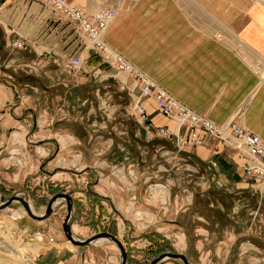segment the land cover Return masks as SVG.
I'll return each mask as SVG.
<instances>
[{
	"label": "rangeland",
	"instance_id": "rangeland-1",
	"mask_svg": "<svg viewBox=\"0 0 264 264\" xmlns=\"http://www.w3.org/2000/svg\"><path fill=\"white\" fill-rule=\"evenodd\" d=\"M111 8L116 15L117 7L100 9ZM24 47L9 46L0 25V84L25 88L0 108V204L16 195L42 215L52 196L67 194L74 238L115 236L125 264H150L167 252L189 264H264V197L236 166L248 189H232L216 162L198 164L176 135H157L167 128L149 131L147 115L133 110L116 81L69 77L61 61L49 64L56 75L46 81ZM98 60L87 65L99 68ZM9 206L0 210V264L120 263L107 240L67 242L64 200L43 221L18 202Z\"/></svg>",
	"mask_w": 264,
	"mask_h": 264
},
{
	"label": "crops",
	"instance_id": "crops-1",
	"mask_svg": "<svg viewBox=\"0 0 264 264\" xmlns=\"http://www.w3.org/2000/svg\"><path fill=\"white\" fill-rule=\"evenodd\" d=\"M72 1L89 14L107 5L117 7L104 35L115 52L193 112L216 125L235 116L264 139V0ZM0 25L8 42L24 44L36 60L37 75L46 81L56 75L49 64L68 56L97 63L73 25L43 0H4ZM257 63L259 70L254 68ZM24 90L0 84V108ZM143 107L150 130L167 128L187 135L159 114L152 100ZM233 152L218 139L206 137L186 153L198 164L216 162L230 175L232 189H248V180H239L235 173Z\"/></svg>",
	"mask_w": 264,
	"mask_h": 264
},
{
	"label": "built area",
	"instance_id": "built-area-1",
	"mask_svg": "<svg viewBox=\"0 0 264 264\" xmlns=\"http://www.w3.org/2000/svg\"><path fill=\"white\" fill-rule=\"evenodd\" d=\"M51 3L55 12L65 17L75 29L84 44L99 62V68H90L87 61L80 57L68 56L61 61L63 72L75 78L87 75L99 82L114 80L120 88L126 90L131 99L132 108L144 118L146 113L143 101L152 100L156 111L177 123L178 130L184 128L187 135L173 134L170 130L160 129L157 135H173L177 144L190 149L203 143L206 137L218 139L223 145L235 150L236 168L240 174L254 183L255 190L264 197V139L244 128L237 119L223 125H216L207 116L197 114L176 101L157 84L137 70L125 58L115 52L104 40L103 35L115 10L98 9L94 14L75 4L72 0H43ZM14 42V41H12ZM8 42L9 46L22 47L23 43ZM12 43V44H11ZM114 73H113V72ZM91 73V74H90ZM124 77V80L122 79ZM80 78V77H79ZM147 129L149 131L150 127Z\"/></svg>",
	"mask_w": 264,
	"mask_h": 264
},
{
	"label": "water",
	"instance_id": "water-1",
	"mask_svg": "<svg viewBox=\"0 0 264 264\" xmlns=\"http://www.w3.org/2000/svg\"><path fill=\"white\" fill-rule=\"evenodd\" d=\"M62 200H64L66 204V214H65L63 225H62V229H63V233L67 241L74 246L85 247V246L93 244L94 242L100 239L107 240L113 243L118 248L119 253H120V263L119 264H125L126 263V251L122 243H120V241L115 236L109 233L102 232V233H98L83 241H79L74 238V236L72 235L71 226H70V220L72 217V209H73V200L67 194L59 193V194H55L54 196H52L47 206L45 207V211L42 215H36L34 212H32L28 201L24 198H19L16 195L11 196L9 199L5 201H2V203L0 204V210L8 207L13 202H18L22 205L23 208H25L27 215L31 219L41 221V220L47 219L53 213L55 203L58 201H62ZM167 260H179L181 261L182 264H189L186 257L183 254L171 253V252H167V253L162 254L161 256H158L150 264H161Z\"/></svg>",
	"mask_w": 264,
	"mask_h": 264
},
{
	"label": "bare ground",
	"instance_id": "bare-ground-1",
	"mask_svg": "<svg viewBox=\"0 0 264 264\" xmlns=\"http://www.w3.org/2000/svg\"><path fill=\"white\" fill-rule=\"evenodd\" d=\"M50 4H51V3H50ZM72 4H74L73 1H72ZM76 5H77V4H76ZM86 13H87V12H86ZM95 13H96V12H95ZM95 13H94V14H95ZM92 14H93V13H92ZM60 16H61V15H60ZM60 16H59V17H60ZM61 18H62V17H61ZM63 18H64V17H63ZM65 19H66V18H65ZM106 30H107V29H106ZM106 30H105V32H106ZM105 32H104V35L106 34ZM104 35H103V40L105 41V37H104ZM79 38H80V37H79ZM7 47H8V46H7ZM69 57H70V56H69ZM90 74H91V73H90ZM236 117H237V116H236ZM230 120H231V117H230ZM239 121H240V120H239ZM225 124H226V123H225ZM256 135H257V134H256ZM158 136H159V135H158ZM202 144H203V143H202ZM233 153H234V152H233ZM252 183H253V182H252ZM254 190H255V189H254ZM58 202H59V201H58ZM29 206H30V204H29ZM9 207H10V206H9ZM30 208H31V207H30ZM23 209H24V211H25V208H23ZM31 210H32V208H31ZM25 212H26V211H25ZM32 212H33V210H32ZM26 214H27V212H26ZM34 221H39V220H34ZM41 221H43V220H41ZM71 231H72V228H71ZM72 234H73V231H72ZM38 236H40V235H38ZM39 239H41V237H40ZM66 240H67V239H66ZM77 240H78V239H77ZM79 241H80V240H79ZM102 241H105V240L100 239V240H98V241H96V242H102ZM67 242H68V241H67ZM105 242H106V241H105ZM69 244H70V243H69ZM97 244H98V243H97ZM75 247H76V246H75ZM117 250H118V249H117ZM34 253H35V252H34ZM27 262H28V261H27ZM26 264H31V263L28 262V263H26Z\"/></svg>",
	"mask_w": 264,
	"mask_h": 264
}]
</instances>
